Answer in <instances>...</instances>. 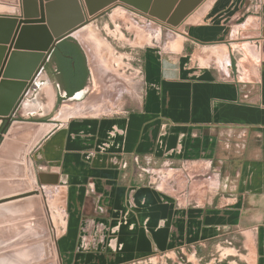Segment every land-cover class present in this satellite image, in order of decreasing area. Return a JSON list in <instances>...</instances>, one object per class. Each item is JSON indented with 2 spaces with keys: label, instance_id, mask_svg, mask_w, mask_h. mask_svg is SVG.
Wrapping results in <instances>:
<instances>
[{
  "label": "crops",
  "instance_id": "obj_1",
  "mask_svg": "<svg viewBox=\"0 0 264 264\" xmlns=\"http://www.w3.org/2000/svg\"><path fill=\"white\" fill-rule=\"evenodd\" d=\"M20 16L19 4L0 3V17ZM164 29L142 54L138 107L117 115H88L102 103L68 98L94 79L76 32L64 39L19 105L24 127L0 147V172L21 176L7 164L24 153L42 188L63 193L59 264L177 252L264 264V0H204ZM58 61L80 69L69 96L56 87Z\"/></svg>",
  "mask_w": 264,
  "mask_h": 264
},
{
  "label": "water",
  "instance_id": "obj_2",
  "mask_svg": "<svg viewBox=\"0 0 264 264\" xmlns=\"http://www.w3.org/2000/svg\"><path fill=\"white\" fill-rule=\"evenodd\" d=\"M203 1L0 0V3L11 6L19 4L21 9L20 18L0 17V147L8 141L5 138L9 139L13 136L16 128L24 127L15 120L19 105L28 91L35 89V80L51 54L57 50L64 39L70 37L75 40L73 33L80 30L90 17L120 4L150 19L176 28ZM5 45L8 47L6 48ZM35 144L33 143L30 149ZM25 162L30 165L24 169V173L34 190H26V184L19 189L22 175L18 178L13 170L0 172V177L8 175L9 178L5 181L0 180V204L39 195L35 189L37 182L29 157L21 153L17 158V164L8 163L7 165L22 170L20 165ZM2 225L0 223V227ZM2 230L1 227L0 240L4 238ZM52 247L55 252L51 246H48V260L54 254L55 264H59V255L54 242Z\"/></svg>",
  "mask_w": 264,
  "mask_h": 264
},
{
  "label": "rangeland",
  "instance_id": "obj_3",
  "mask_svg": "<svg viewBox=\"0 0 264 264\" xmlns=\"http://www.w3.org/2000/svg\"><path fill=\"white\" fill-rule=\"evenodd\" d=\"M165 25L144 17L139 12L120 4L111 6L96 16L90 17L77 32L90 28L93 34L91 36L94 37L87 36L76 39L88 58V64L93 74L92 80L94 79V81L93 85H90L91 90L89 89L86 93H82L76 105H95L99 102L103 104V107L101 106L97 111L88 113V115H117L135 110L138 107L142 90V54L146 47L156 45L160 41L163 42L166 36ZM92 38L94 39L92 40ZM58 107L57 109H60ZM147 171L149 173L150 170ZM144 174L146 175L145 172ZM34 176L36 179L35 172ZM35 189L39 192L41 199L42 195H44V199H46L48 204H53V212L48 211H50V215L55 216V223L52 225V229L54 230L56 227V237H60L63 230L61 223L65 221L63 193L52 187L42 188L38 182L35 185ZM26 190L33 191L34 188L26 187ZM44 221L45 232L42 235V241L45 235L49 233L50 227L48 223L46 224V216H44ZM5 241L4 238L0 240V256L9 251L6 248ZM223 256L225 255L220 258L216 254L213 257L215 260H212L211 264H227L226 261L230 258L226 257V259H223ZM54 259L56 263V257ZM126 264L203 263H198L195 258L188 255H155Z\"/></svg>",
  "mask_w": 264,
  "mask_h": 264
},
{
  "label": "bare ground",
  "instance_id": "obj_4",
  "mask_svg": "<svg viewBox=\"0 0 264 264\" xmlns=\"http://www.w3.org/2000/svg\"><path fill=\"white\" fill-rule=\"evenodd\" d=\"M206 5V3L203 4L195 13V16H198ZM91 35H93L91 29L85 28L81 32L77 33L76 31L74 37L81 39ZM29 165L26 162L22 165L23 178L20 180L19 189L25 184L26 187H31V182L27 181L28 177L24 173V169ZM52 205L47 204L46 200L41 199L40 195L0 204V223L3 224L1 226L3 228L2 237L6 240V248L10 250L7 254L0 256V264H55L54 254L50 260L47 257L48 246L53 248L54 232H56L55 226V228L53 227L54 230L52 229L55 216L49 213L50 211L53 212L54 206L52 207ZM45 214L48 215L49 221L46 224L48 223L50 227L49 233L45 235L43 242L40 233L45 228ZM61 225V227L64 226V221Z\"/></svg>",
  "mask_w": 264,
  "mask_h": 264
},
{
  "label": "flooded vegetation",
  "instance_id": "obj_5",
  "mask_svg": "<svg viewBox=\"0 0 264 264\" xmlns=\"http://www.w3.org/2000/svg\"><path fill=\"white\" fill-rule=\"evenodd\" d=\"M76 45L74 44H70L68 50L69 51H73L72 53V57H78L80 59V52L77 50V48L75 47ZM55 54V53H54ZM54 57V56H53ZM70 58V57H69ZM81 62V61H79ZM57 71H56V77L58 78V85L56 86L58 89V92L61 91L65 94V96H69V90L73 89V87H75L77 85V83L79 82V80L81 79L80 76V69L78 70L77 68H75V72L74 74H68L65 73V65H63V63H61L60 61L57 62ZM79 98L80 95L78 96H69L68 98Z\"/></svg>",
  "mask_w": 264,
  "mask_h": 264
},
{
  "label": "trees",
  "instance_id": "obj_6",
  "mask_svg": "<svg viewBox=\"0 0 264 264\" xmlns=\"http://www.w3.org/2000/svg\"><path fill=\"white\" fill-rule=\"evenodd\" d=\"M74 72H75V70L71 68V69L68 70L67 73L71 75V74H74ZM84 72H85V71H84Z\"/></svg>",
  "mask_w": 264,
  "mask_h": 264
},
{
  "label": "built area",
  "instance_id": "obj_7",
  "mask_svg": "<svg viewBox=\"0 0 264 264\" xmlns=\"http://www.w3.org/2000/svg\"><path fill=\"white\" fill-rule=\"evenodd\" d=\"M175 255H181V256H185V253H183V252H177ZM180 258H182V257H180Z\"/></svg>",
  "mask_w": 264,
  "mask_h": 264
}]
</instances>
